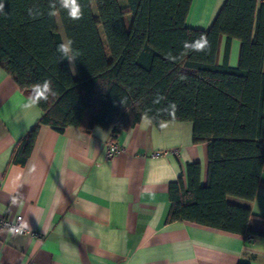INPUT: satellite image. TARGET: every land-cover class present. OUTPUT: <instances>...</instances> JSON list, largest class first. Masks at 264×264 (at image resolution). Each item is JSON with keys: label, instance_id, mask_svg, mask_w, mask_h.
Returning <instances> with one entry per match:
<instances>
[{"label": "trees", "instance_id": "1", "mask_svg": "<svg viewBox=\"0 0 264 264\" xmlns=\"http://www.w3.org/2000/svg\"><path fill=\"white\" fill-rule=\"evenodd\" d=\"M79 2L83 18L78 21L57 12L62 33L57 15L48 16L49 0H4L0 65L28 94L44 80H51L56 92L39 104L42 115L14 159L25 163L41 124L60 132L99 125L115 138L144 116L155 124L188 120L194 142L207 143V181L200 183L199 163H189L187 186L182 177L169 183L167 221L251 233V208L229 201L228 195L250 200L263 179L264 0H225L207 29L186 25L192 0H127L123 8L118 0ZM33 5L43 13L36 19L27 11ZM201 36L206 51L181 56L184 42ZM222 36L226 45L219 62ZM66 38L81 53L74 70L56 50ZM233 38L240 40L236 66L228 63ZM169 53L180 59L169 60Z\"/></svg>", "mask_w": 264, "mask_h": 264}, {"label": "crops", "instance_id": "2", "mask_svg": "<svg viewBox=\"0 0 264 264\" xmlns=\"http://www.w3.org/2000/svg\"><path fill=\"white\" fill-rule=\"evenodd\" d=\"M224 1L192 0L186 25L209 28ZM225 45L222 36L219 62ZM239 51L233 38L230 65L238 64ZM29 95L0 65V220L22 214L26 228L12 233L0 221V264H264V172L252 199L228 195L251 208V233L168 222L169 183L182 177L187 186L194 162L200 183L207 181V143L194 142L191 121L155 124L144 116L116 134L122 150L112 157L105 151L110 128L60 132L41 124L18 163L20 142L43 112L24 107Z\"/></svg>", "mask_w": 264, "mask_h": 264}, {"label": "clouds", "instance_id": "3", "mask_svg": "<svg viewBox=\"0 0 264 264\" xmlns=\"http://www.w3.org/2000/svg\"><path fill=\"white\" fill-rule=\"evenodd\" d=\"M59 10H63L67 13V16L70 20L78 21L83 18V10L79 0H49V11L48 16L54 17L57 15ZM28 15L36 19L39 16L43 15L39 7L33 5L28 8ZM4 12V0H0V14ZM74 41L70 38L64 39L59 45H57V53L60 56L61 60H67L69 64L73 67L75 62L79 59L81 53L79 50L73 47ZM184 51L181 53V56L186 55L188 52H203L206 51L207 41L201 36L194 41H185L183 45ZM169 60H178L180 57L173 56L171 53L168 54ZM184 79L183 76L180 77ZM56 92L53 89L51 80H44L42 83H35L31 87V93L28 97L25 108L31 109L38 106L42 101L47 102L50 97H55ZM162 99V97H157V102ZM169 109L175 110L176 105L170 104ZM168 111V109H165Z\"/></svg>", "mask_w": 264, "mask_h": 264}, {"label": "built area", "instance_id": "4", "mask_svg": "<svg viewBox=\"0 0 264 264\" xmlns=\"http://www.w3.org/2000/svg\"><path fill=\"white\" fill-rule=\"evenodd\" d=\"M122 150V147L112 138L106 142L105 151L108 157H112L116 152ZM165 151H157L155 154L164 153ZM1 224L8 228L12 233L26 232L25 226L22 224V214H17L14 218H1Z\"/></svg>", "mask_w": 264, "mask_h": 264}, {"label": "rangeland", "instance_id": "5", "mask_svg": "<svg viewBox=\"0 0 264 264\" xmlns=\"http://www.w3.org/2000/svg\"><path fill=\"white\" fill-rule=\"evenodd\" d=\"M118 1H119V4H120V6H121L122 8L125 7V5H126V6L128 5L127 0H118ZM93 9H94V12H96V8H95V6L93 7ZM129 19H130V13H126L125 16H124V20H125V24H126L127 26H129V24H130ZM100 30H101V28H100Z\"/></svg>", "mask_w": 264, "mask_h": 264}]
</instances>
